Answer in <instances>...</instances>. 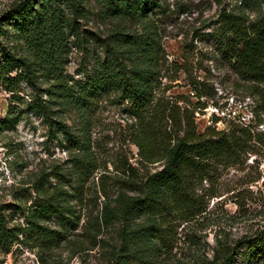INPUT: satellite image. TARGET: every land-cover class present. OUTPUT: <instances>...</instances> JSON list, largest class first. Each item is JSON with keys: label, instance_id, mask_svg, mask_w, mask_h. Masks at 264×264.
I'll use <instances>...</instances> for the list:
<instances>
[{"label": "rangeland", "instance_id": "obj_1", "mask_svg": "<svg viewBox=\"0 0 264 264\" xmlns=\"http://www.w3.org/2000/svg\"><path fill=\"white\" fill-rule=\"evenodd\" d=\"M22 1L0 0L1 45L34 61L36 74L29 80L21 69L4 73L0 49V119L15 117L12 124L0 122V212L8 235L3 239L0 233V264H116L123 222L105 223V204L116 207L120 190L160 169L163 161L141 157L133 140L137 118L114 93L80 109L47 90H56L57 80L41 76L45 70L38 54L9 20ZM83 5L76 10L70 0L60 4L63 20L73 25L66 29L60 56L69 85L107 60L116 58L129 67L134 60L124 51V33H150L155 38L150 47L159 54L154 60L159 70L155 99L169 108L168 114L174 110L182 118L185 111L193 112L200 132L239 121L264 130V123L255 119L259 101L225 58L218 32L223 10H243L254 19L263 11L262 0H158L149 16L137 19L108 17L97 0ZM39 98L83 146L51 130L48 119L32 107ZM256 150L235 165H218L197 182L198 194L209 201L206 210L188 221H175L171 248L153 264H201L219 240L235 245L264 228V147ZM41 187L46 192L64 189L73 211L66 222L58 217L39 220L46 232L47 227L55 230L51 241L29 222Z\"/></svg>", "mask_w": 264, "mask_h": 264}, {"label": "trees", "instance_id": "obj_2", "mask_svg": "<svg viewBox=\"0 0 264 264\" xmlns=\"http://www.w3.org/2000/svg\"><path fill=\"white\" fill-rule=\"evenodd\" d=\"M75 9L83 8L85 0H70ZM109 17L142 18L158 0H97ZM62 0H23L9 20L12 28L26 38L33 52L38 54L41 76L55 78L56 90L47 89L63 98L66 104L86 109L94 101L108 93H114L127 110L137 119L133 140L146 162L163 161L160 169L148 172L138 183L118 193L116 207L106 203L103 220L111 223L122 218L121 245L116 254V264H153L163 252L171 248L177 220L188 221L206 210L208 200L197 192V182L206 178L218 165H235L249 152L264 147V130L256 131L250 123L242 121L224 129L208 126L204 131L197 129L193 112L185 111L183 117L174 110L168 114L155 99L159 70L154 60L158 51L150 47L155 38L148 33L138 35L124 33V51L134 61L126 63L114 58L101 63L94 72L87 73L83 80L70 85L61 71V51L67 40L66 29H73L71 21L63 20ZM264 6V0H262ZM14 19V20H13ZM13 20V21H11ZM219 37L223 53L234 72L247 83L251 96L259 101L261 110L255 111L257 124L264 123V7L262 13L251 19L243 10L220 13ZM3 27L0 26V31ZM131 37V39H128ZM2 50L4 73L21 69L29 80L36 76L28 57L17 56ZM1 69V68H0ZM10 78V77H9ZM33 109L48 119L55 133H62L76 146H83L70 126L54 118L53 109L47 101L39 98ZM168 114V115H167ZM15 117L0 119L3 123H14ZM169 123V127L167 124ZM84 162V161H83ZM33 201L29 209L32 228L53 239L55 230L40 224L39 220L58 217L63 222L73 212L67 203V192L59 188L45 191ZM132 192V193H131ZM4 214L0 212V233L7 239ZM42 229V230H39ZM238 259L248 264H264V228L253 235H246L235 245L221 243L212 256L201 264H239Z\"/></svg>", "mask_w": 264, "mask_h": 264}]
</instances>
